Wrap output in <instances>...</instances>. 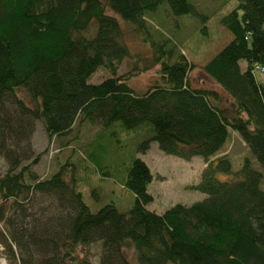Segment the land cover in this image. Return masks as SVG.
<instances>
[{"label":"trees","instance_id":"16d2710c","mask_svg":"<svg viewBox=\"0 0 264 264\" xmlns=\"http://www.w3.org/2000/svg\"><path fill=\"white\" fill-rule=\"evenodd\" d=\"M238 2L219 20L232 39L201 67L221 88L217 91L191 86L192 65L145 21L146 13L162 4L173 15L195 14L187 0H0V153L10 163L0 175V243L12 257L17 237L14 221L4 213L8 201L18 203L22 194L35 191L67 190L65 176L74 167L67 160L43 180L27 166L16 171L31 158L32 120L42 123L48 139L65 136L78 120L99 125L100 131L113 123L140 129L145 139L138 152L154 141L164 153L201 157L205 166L199 181L188 188L204 197L161 213L148 209L152 176L145 162L134 157L121 184L133 195L130 207L119 210L109 202L92 213L82 194L71 189L69 217L56 219L59 227L50 217L40 227L57 255L45 264L58 259L87 264L74 251L96 241L98 264H131L125 250L133 251L137 264H264V81L253 73L260 67L264 74V0ZM106 10L149 44L158 78L144 92L136 93L126 76L116 75L129 49L118 20ZM97 67L112 76L90 84L88 75ZM18 89L33 106L24 103ZM229 130L251 155L235 171L226 154L211 157ZM21 143L25 150L19 158L11 147L21 148ZM21 264L26 262L21 259Z\"/></svg>","mask_w":264,"mask_h":264},{"label":"rangeland","instance_id":"374dc122","mask_svg":"<svg viewBox=\"0 0 264 264\" xmlns=\"http://www.w3.org/2000/svg\"><path fill=\"white\" fill-rule=\"evenodd\" d=\"M187 2L193 6L195 14L173 15L167 5L162 4L156 10L147 12L145 21L152 33L168 38L175 45L176 51H181L192 65L187 77V82L191 86L219 91L221 88L201 71V67L232 39V35L221 27L219 20L222 15L236 8L239 2L238 0H187ZM106 13L118 20L129 49V54L119 63L116 75L126 76L125 82L136 93L144 92L158 78L156 73L158 65L151 60L149 44L141 42L142 38L117 15L109 10H106ZM202 27L205 28V32H202ZM262 29L264 30V23ZM155 37L159 38L156 35ZM242 64L245 63L241 61L240 65ZM253 73L258 82L264 81V74L260 69L255 68ZM111 74L110 70L97 67L88 75L87 82L97 84L111 77ZM17 95L26 105L33 106L23 90L18 89ZM32 123L33 132L29 137L31 158L21 162L16 171L22 166H27L26 168L35 173L39 180H43L67 160L74 167L73 171L65 176L67 190L60 193L35 191L27 195L22 194L18 198V203L8 201L4 213L14 221L12 228L17 243L12 245L15 257L9 254L4 243H0L2 261L0 264H21V259L26 264H45L48 258L57 256L54 253L55 246L48 240L49 235L39 230L50 217L55 218L52 222L58 227L60 221L56 219L69 217L71 189L82 194L85 204L92 213L109 202H114L119 210L129 208L133 202V195L121 184L126 169L130 167L134 157L145 162L152 176L147 190L153 196V201L148 205V209L161 213L175 203L189 205L204 197L200 192L188 188L199 181L198 176L203 167L202 158L193 156L183 159L164 153L156 147L154 141L149 143L144 152H138V146L145 139L140 129H126L118 123H113L101 128L100 131L99 125L77 120L65 136L48 139L42 123L38 120H32ZM228 133L220 153L225 150L230 159L231 171H235L243 157L251 158V155L237 133L231 130ZM21 144V148L11 147L16 148L15 154L19 158L23 157L22 150H25L24 143ZM36 155L37 161L31 163ZM9 164V160L0 153V175L4 174ZM252 164L255 168L259 166L256 161ZM96 167H100L104 175L99 173ZM217 177L220 180L226 179L222 174H218ZM3 229L6 234L7 229L4 225ZM33 230L34 235L31 236ZM42 243L45 246L41 247ZM57 243L60 246L64 244L62 240H58ZM100 251V242L96 241L86 247L76 246L74 254L80 260L85 259L87 264H98ZM125 255L131 264H137L132 250H125ZM56 263L68 264L63 259L60 261L58 259Z\"/></svg>","mask_w":264,"mask_h":264},{"label":"crops","instance_id":"0c3cea01","mask_svg":"<svg viewBox=\"0 0 264 264\" xmlns=\"http://www.w3.org/2000/svg\"><path fill=\"white\" fill-rule=\"evenodd\" d=\"M222 154H225V150H224L223 152H221V153H220V150H219V151H217V152H216L213 156H211V157L213 158V157H215V156H217V155L220 156V155H222ZM202 161H203V160H202ZM204 166H205V163L203 162V167H204ZM203 167H202V168H203ZM201 170H202V169H201ZM149 184H150V183H149ZM149 184H148V185H149ZM147 189H148V186H147ZM147 189H146V190H147Z\"/></svg>","mask_w":264,"mask_h":264},{"label":"bare ground","instance_id":"6f19581e","mask_svg":"<svg viewBox=\"0 0 264 264\" xmlns=\"http://www.w3.org/2000/svg\"><path fill=\"white\" fill-rule=\"evenodd\" d=\"M0 263H2V261L0 260Z\"/></svg>","mask_w":264,"mask_h":264},{"label":"built area","instance_id":"2783aa9c","mask_svg":"<svg viewBox=\"0 0 264 264\" xmlns=\"http://www.w3.org/2000/svg\"><path fill=\"white\" fill-rule=\"evenodd\" d=\"M260 68V67H259ZM260 70H262V68H260Z\"/></svg>","mask_w":264,"mask_h":264}]
</instances>
